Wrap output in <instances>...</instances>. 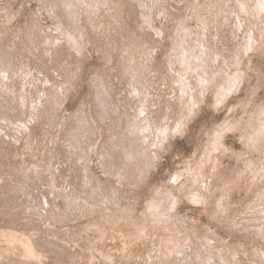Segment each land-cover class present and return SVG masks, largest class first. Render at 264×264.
<instances>
[{
    "label": "rangeland",
    "instance_id": "rangeland-1",
    "mask_svg": "<svg viewBox=\"0 0 264 264\" xmlns=\"http://www.w3.org/2000/svg\"><path fill=\"white\" fill-rule=\"evenodd\" d=\"M0 107V264H264V0H0Z\"/></svg>",
    "mask_w": 264,
    "mask_h": 264
},
{
    "label": "bare ground",
    "instance_id": "bare-ground-1",
    "mask_svg": "<svg viewBox=\"0 0 264 264\" xmlns=\"http://www.w3.org/2000/svg\"><path fill=\"white\" fill-rule=\"evenodd\" d=\"M213 2V1H212ZM213 4V3H212ZM64 5V4H63ZM241 5H242V3H241ZM243 7V6H242ZM55 9V8H54ZM210 9V8H209ZM245 9V8H244ZM249 10V9H248ZM69 12V11H68ZM219 12V11H218ZM216 16V15H215ZM205 23V22H204ZM209 26V25H208ZM260 33V32H259ZM224 65H225V63H224ZM224 68V67H223ZM220 69V68H219ZM25 71V70H24ZM217 73V72H216ZM214 74V73H213ZM216 76V75H215ZM212 77H214V76H212ZM1 108V107H0ZM1 111V110H0ZM0 114H2V113H0ZM1 120V119H0ZM10 123V122H9ZM8 123V124H9ZM21 126V125H20ZM10 129H11V127H10ZM17 129V128H16ZM257 135V134H256ZM259 135V134H258ZM251 137V136H250ZM255 137V136H254ZM258 137V136H257ZM247 162V161H246ZM252 162V161H251ZM250 163V162H249ZM254 170V169H253ZM258 196V195H257ZM44 202V201H43ZM255 207V206H254ZM25 209H26V207H25ZM40 209V208H39ZM42 210V209H41ZM66 216V215H65ZM61 218V217H60ZM64 218V217H63ZM72 219V218H71ZM87 224V223H86ZM31 226V225H30ZM37 227V226H36ZM5 228V227H4ZM11 228H13V227H11ZM24 228H27V227H24ZM28 229V228H27ZM67 229V228H66ZM9 230H10V228H9ZM2 233V232H1ZM9 236V235H8ZM23 238V237H22ZM11 239V238H10ZM13 239V238H12ZM256 239H259V238H256ZM9 240V239H8ZM34 240V239H33ZM3 241V240H2ZM15 241V240H14ZM28 241V240H27ZM38 241V240H37ZM18 244V243H17ZM166 244V243H165ZM164 244V245H165ZM210 244V243H209ZM11 245V244H10ZM29 245V244H28ZM27 245V246H28ZM23 246V245H22ZM25 246V245H24ZM212 246V245H211ZM19 248V247H18ZM89 248V247H88ZM91 248V247H90ZM149 248V247H148ZM186 248V247H185ZM211 249H212V247H210ZM28 249V248H27ZM63 249V248H62ZM159 250V249H158ZM168 250V249H167ZM26 251V250H25ZM144 251V250H143ZM218 251V250H217ZM7 252V251H6ZM33 252V251H32ZM173 252V251H172ZM213 252V251H212ZM211 252V253H212ZM92 253V252H91ZM24 254V253H23ZM213 254V253H212ZM109 255V254H108ZM214 255V254H213ZM26 256V255H25ZM157 256V255H156ZM163 256V255H162ZM31 257V256H30ZM165 257V256H164ZM166 257H167V255H166ZM26 258H27V256H26ZM79 258H81V257H79ZM213 258V257H212ZM211 258V259H212ZM38 259V258H37ZM105 259V258H104ZM183 259V258H182ZM2 260V259H1ZM6 260V259H5ZM8 260V259H7ZM78 260V259H77ZM134 260V259H133ZM150 261V260H149ZM1 262V261H0ZM36 262V261H35ZM109 262V261H108ZM111 262V261H110ZM112 262H113V260H112ZM193 262V261H192ZM15 263V262H14ZM31 263V262H30ZM117 264H118V262H117ZM139 264V263H138ZM144 264V263H143Z\"/></svg>",
    "mask_w": 264,
    "mask_h": 264
}]
</instances>
